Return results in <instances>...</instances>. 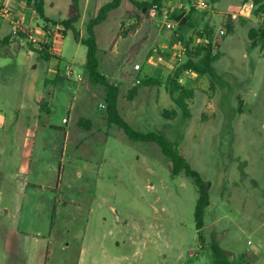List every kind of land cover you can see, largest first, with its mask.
Here are the masks:
<instances>
[{"label": "rangeland", "instance_id": "374dc122", "mask_svg": "<svg viewBox=\"0 0 264 264\" xmlns=\"http://www.w3.org/2000/svg\"><path fill=\"white\" fill-rule=\"evenodd\" d=\"M157 1L162 9L144 11L122 0L96 28L99 70L119 88L130 127L165 136L200 174L210 196L204 228L194 180L173 175L157 143L109 123L105 88L91 81L87 48L70 31L62 58L50 61L26 40L0 45V264H264V23L243 0H206V11L196 0ZM108 2L81 0V37ZM65 8L53 16L65 18ZM192 9L201 21L167 28ZM206 25L214 72L187 74L176 38L204 46ZM177 73L193 91L188 118L169 93Z\"/></svg>", "mask_w": 264, "mask_h": 264}, {"label": "trees", "instance_id": "16d2710c", "mask_svg": "<svg viewBox=\"0 0 264 264\" xmlns=\"http://www.w3.org/2000/svg\"><path fill=\"white\" fill-rule=\"evenodd\" d=\"M134 4H136L141 10L147 9L151 10L154 7H158V9H162L160 6V1L153 0L152 3H136L134 0H131ZM189 3L191 0H187ZM216 1V0H214ZM81 0H72L71 5L68 10L67 18L61 22H54V31L50 34L53 39L57 41H62L66 38L68 32H73L76 39L81 38L80 44L87 48V61H86V72L90 77L91 81L94 83L100 84L105 88L106 91V101H107V111H108V121L111 124H116L122 129L126 135L137 142H153L157 143L162 151V153L170 160L171 168L173 175H178L182 172L189 178H192L197 185L199 197L197 200V204L195 207V223L196 229L198 232L205 226V212L206 209L210 205V196L206 187L205 182L201 178L200 174L194 171L185 158L180 154L178 148H173L172 145L168 142L165 136L156 133H140L134 131L130 125L125 121V119L121 116L118 109V94L119 88L113 84H110L108 78L101 74L99 70V59H98V42H97V34L96 28L103 24L107 19L109 14L118 9L122 0H110V2L104 4L98 11V14L92 18L86 27V36L83 38L79 30L77 29V24L81 20ZM245 4L253 3L257 6L256 14L258 17H262L264 15V0H243ZM30 5H33L36 14L41 19H46L44 14V0H28ZM233 16H228V22L226 23V29L228 32H232L236 23L232 21ZM171 19L175 22H178V26H189L193 27L192 23H198L202 20L195 9H192L190 13L182 18L180 14H173ZM49 22V21H48ZM262 38L264 39V31L262 30ZM25 34H21L20 36H24ZM200 39H204L207 41V44L201 47H196L195 49L191 48L190 41H185L182 34H179L176 39L183 42L186 46V57L187 60L183 65V69L186 71L191 69L196 74L200 76H206L208 74H213L214 64L219 59V55L215 52V42H214V31L213 28L209 25H206L204 28V32L198 34ZM250 39L253 40V46H256L254 41L257 37V32L252 30L250 32ZM33 44L30 42V45ZM54 44L41 43L40 49L35 50L38 56L42 60L50 61L53 58H57V54L55 53ZM59 78V76H58ZM179 74L175 76V79L170 83L169 93L173 98L176 105L183 111V114L186 118L189 117L188 104L186 100L190 98L193 94L192 90H186L181 87L178 82ZM155 83L153 79L144 80V85H151ZM179 93V96L176 97L175 94ZM214 256L217 258L220 256V249L213 246L212 247ZM218 262V259H217Z\"/></svg>", "mask_w": 264, "mask_h": 264}, {"label": "crops", "instance_id": "0c3cea01", "mask_svg": "<svg viewBox=\"0 0 264 264\" xmlns=\"http://www.w3.org/2000/svg\"><path fill=\"white\" fill-rule=\"evenodd\" d=\"M71 1L68 2V0H44V14L47 20L40 18L41 20L44 21L43 25L39 24L38 22L39 16L36 14L33 5H30L28 3V0H0V10H5L8 13H10L14 20L22 21L23 28L27 31V34L29 35L32 33L34 36L37 37L36 38L37 42L35 44L29 45L31 46L32 49H33V46L36 50L40 49L41 43H47V44L53 43L55 53L62 58L60 54L61 46H64V44L70 38L69 36L71 32H68L66 38L62 41H57L56 39L54 40L50 33L51 31H54L53 28H55L52 23L61 22L67 18L68 10L71 5ZM134 1L136 3L145 2L142 0H134ZM134 5L135 7H138L136 4ZM59 6H62V7L66 6L65 13L61 12L59 14V16H62L65 14V18H60V17L57 18L53 16L55 15V13L57 14L58 10H60L58 9ZM11 33H12L11 20L7 18H3V17L0 18V45L1 46H8L12 42H18V41H23V40L30 42L28 38L29 36L26 34L24 36L13 37ZM76 40H78V42L80 43L81 38L76 39ZM52 60H54V58ZM41 100L42 98H38L36 102L39 103L41 102Z\"/></svg>", "mask_w": 264, "mask_h": 264}, {"label": "built area", "instance_id": "2783aa9c", "mask_svg": "<svg viewBox=\"0 0 264 264\" xmlns=\"http://www.w3.org/2000/svg\"><path fill=\"white\" fill-rule=\"evenodd\" d=\"M250 8H255V4L253 3H250L249 4ZM193 8H195L196 10H202V11H206L209 9V4L207 3L206 0H196L193 4ZM7 18V19H10L11 22H12V36L13 37H19L21 34H27V31L23 28V22L20 21V20H14L12 18V15L10 13H8L7 11L5 10H0V18ZM263 23H264V15L260 18ZM179 23L178 22H172V23H168L167 24V28L168 29H173L175 26H177ZM226 34V31L224 30H221L220 31V35H225ZM29 37V41L33 44H35L37 42V39L34 37V35L32 34H29L28 35ZM207 42V41H206ZM176 50H178L179 52V56L182 57L185 53H186V46L182 43L178 44L175 46ZM135 70L137 72H141L143 70V67L142 65L140 64H136L135 65ZM187 74H192L193 71L191 69H188L185 71ZM73 69L72 67H67L66 69V72H65V76L67 78H71L73 77ZM77 81H82V77L81 76H77ZM141 81H138V83H140ZM64 122L66 123V119H64Z\"/></svg>", "mask_w": 264, "mask_h": 264}, {"label": "water", "instance_id": "95a60500", "mask_svg": "<svg viewBox=\"0 0 264 264\" xmlns=\"http://www.w3.org/2000/svg\"><path fill=\"white\" fill-rule=\"evenodd\" d=\"M144 11H145V9H144Z\"/></svg>", "mask_w": 264, "mask_h": 264}]
</instances>
